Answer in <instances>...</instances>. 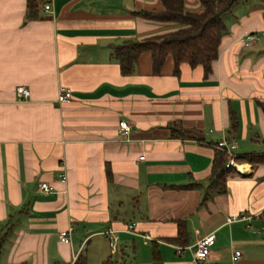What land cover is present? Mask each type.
I'll use <instances>...</instances> for the list:
<instances>
[{
  "label": "crops",
  "instance_id": "crops-1",
  "mask_svg": "<svg viewBox=\"0 0 264 264\" xmlns=\"http://www.w3.org/2000/svg\"><path fill=\"white\" fill-rule=\"evenodd\" d=\"M162 10L160 0H43L28 19L27 0H0V264H264V161L237 160L224 192L209 180L223 138L239 156L264 155V1L233 6L208 75L188 63L175 74L171 56L155 73L149 51L123 74L117 46L178 28L138 14ZM248 32L259 40L246 46ZM235 215L245 218L228 222Z\"/></svg>",
  "mask_w": 264,
  "mask_h": 264
},
{
  "label": "trees",
  "instance_id": "trees-1",
  "mask_svg": "<svg viewBox=\"0 0 264 264\" xmlns=\"http://www.w3.org/2000/svg\"><path fill=\"white\" fill-rule=\"evenodd\" d=\"M164 10L158 12L143 11L138 14L152 20L172 22L178 25L176 30L148 37L140 41L128 40L114 49V55L119 61L123 74L132 73L138 56L149 51L153 60V72L159 73L168 56L174 61V73L179 74L181 65L188 63L191 67L202 66L205 75L212 70V63L217 59L219 47L227 26L224 15L232 10L240 0H200L203 9L199 12L186 9L185 0H160ZM264 1V0H263ZM43 0H27V18H38L39 5ZM264 112V102H259ZM174 135H180L181 127H171ZM227 155L218 150L215 154L209 180L219 185L218 192L225 191V180L234 169L227 167ZM239 161L250 163L264 161V155H243ZM201 183L190 182L184 188H199ZM211 193H206L205 199ZM180 230H183L181 223ZM75 264H85L83 257ZM104 264H115L107 260Z\"/></svg>",
  "mask_w": 264,
  "mask_h": 264
},
{
  "label": "built area",
  "instance_id": "built-area-1",
  "mask_svg": "<svg viewBox=\"0 0 264 264\" xmlns=\"http://www.w3.org/2000/svg\"><path fill=\"white\" fill-rule=\"evenodd\" d=\"M44 8H45L46 12H50L51 8H52L51 3L50 2L45 3ZM257 40H259V35L255 32H248L243 37V43L246 46L253 44ZM29 95H30V92L26 87L21 86V87L17 88V97H18L19 101L28 100ZM70 98H71V90L66 88V87H61L60 91H59L58 101L60 103H63V102L69 101ZM120 130H121L122 134H124L128 137V135L130 134V132L132 130L131 123L127 120H121L120 121ZM215 147L217 150H220L227 155V157H228V160L226 163L227 167L236 165L237 157H239V155L236 153L237 143L234 140L223 138L220 141L215 143ZM61 180L65 181L66 176L62 175ZM38 187L42 191L52 190L51 184L48 183L47 181L39 182ZM244 218L245 217H243V216L235 215V216L229 217L227 220H228V222H233V221L241 220ZM134 228H135V224L133 223V224L129 225V228L127 231H131ZM108 236H109L111 247L116 246L118 243V240H119L116 232L111 230L108 232ZM60 237H61L62 241H65V242L70 241V237L67 235L62 234ZM143 237L146 239L147 242L150 240H153V237L149 234H144ZM214 241H215V234L214 233L206 235L197 241V243L195 245V257L198 261L205 260L210 255V252H211L210 248L214 244ZM240 256H241V251H235L233 254V259L235 260V259L239 258Z\"/></svg>",
  "mask_w": 264,
  "mask_h": 264
},
{
  "label": "rangeland",
  "instance_id": "rangeland-1",
  "mask_svg": "<svg viewBox=\"0 0 264 264\" xmlns=\"http://www.w3.org/2000/svg\"><path fill=\"white\" fill-rule=\"evenodd\" d=\"M231 11H232V10H231ZM231 11H229L228 13H226V14L224 15V17H227L228 15H230Z\"/></svg>",
  "mask_w": 264,
  "mask_h": 264
}]
</instances>
